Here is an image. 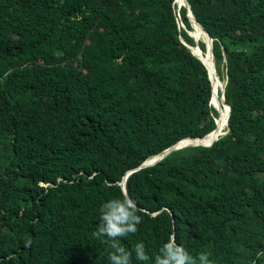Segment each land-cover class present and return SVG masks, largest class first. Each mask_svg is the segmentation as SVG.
Instances as JSON below:
<instances>
[{
  "label": "trees",
  "instance_id": "16d2710c",
  "mask_svg": "<svg viewBox=\"0 0 264 264\" xmlns=\"http://www.w3.org/2000/svg\"><path fill=\"white\" fill-rule=\"evenodd\" d=\"M187 3L212 38L228 132L128 175L142 222L119 239L144 243L151 259L132 264H154L169 236L212 264H264V0ZM176 5L0 0V264H110L92 233L125 174L221 125L186 46L208 65L206 45Z\"/></svg>",
  "mask_w": 264,
  "mask_h": 264
},
{
  "label": "clouds",
  "instance_id": "9594fccd",
  "mask_svg": "<svg viewBox=\"0 0 264 264\" xmlns=\"http://www.w3.org/2000/svg\"><path fill=\"white\" fill-rule=\"evenodd\" d=\"M137 212L135 201L126 193L123 198L110 199L99 208V224L92 236L111 249L108 253L110 264H132L133 252L138 261L145 262L151 259L146 254L144 243L138 242L134 249L128 250L122 246L119 239L137 233V226L142 222V217ZM154 264H212V262L207 253H200L194 258L186 248L176 243L174 236H169L155 256Z\"/></svg>",
  "mask_w": 264,
  "mask_h": 264
},
{
  "label": "water",
  "instance_id": "95a60500",
  "mask_svg": "<svg viewBox=\"0 0 264 264\" xmlns=\"http://www.w3.org/2000/svg\"><path fill=\"white\" fill-rule=\"evenodd\" d=\"M175 1H176V0H174V4H175ZM181 7H183V8L186 9V11H187V17H188L189 21L191 22L192 27H193V24H195V25L199 28V30L201 31V33H203V34L206 36V38H207V40H208V42H209V44H208L207 47H206V50H207V51L209 50V52H210V54H211V58H212V60H213V54H212V38H211V37L205 32V30L202 28V26H201L200 24H198V23L195 21V19L193 18L192 14H191V12H190V10H189V6H188V3H187V0H185V4L182 5ZM181 7L178 6L177 9L179 10ZM181 27H183V25H182ZM188 34H189L190 37H192V38L194 39L195 43L197 44L198 41L196 40V38H195L191 33L188 32ZM182 43L184 44V42H182ZM185 45H186V44H185ZM186 46H187V48L190 50V52H191V53H192L197 59H199V60L201 61V63L205 66V68L207 69L205 63H204V62H203V61H202L197 55H195L194 50H193V47H191V46H189V45H186ZM197 48H198V47H197ZM198 49H199V48H198ZM199 50H200V49H199ZM213 67H214V71H215V73H216L215 66H214V60H213ZM207 71H208V69H207ZM216 75H217V74H216ZM217 77H218V76H217ZM208 78H209V81H210L211 86H212V89H213V84H212V81H211V77H210V75H209V71H208ZM224 87H225V83L222 84V88L220 89V98H221V100L223 101V103L228 107V115H227V121H226V130L224 131V133H222L221 135H219V137L216 138V139H215L212 143H210L209 145H204V144H190V145H184V144H182V145H179L183 140H186V139H188V140H196L195 138H185V139H183V140H180V141L177 142L176 144L172 145L171 147H169V148L166 149L165 151H163L160 155L155 156V157H153V158H151V159L145 161L144 163H142V164H141L140 166H138L137 168L133 169L132 171L127 172V173L125 174V176L123 177L122 181L120 182V185H121V188L124 190V191H123L124 194L126 193V188H125L126 178H127V176L130 175L132 172H134V171H138V170H140V169H143V168H146V167H149V166H152V165L156 164L157 162H159L160 160H162L163 158H165L167 155H169L171 152H173V151H175V150H179V149H182V148H185V147H188V146L210 147L215 141H217L221 136L225 135V134L228 132V118H229V115H230V107L224 102V96H223V94H224ZM212 92H213V91H212ZM211 97H212V96H211ZM209 104H210V105L216 110L217 114L219 115V111H218L217 107H215L214 105H212V103H211V99H210ZM216 120H217V119H216ZM216 120H215V126H216V127H215V129H214L212 132H216V131H217V123H216ZM212 132H211V133H212ZM208 135H209V134H208ZM206 136H207V135H206ZM198 139H199V138H198Z\"/></svg>",
  "mask_w": 264,
  "mask_h": 264
},
{
  "label": "bare ground",
  "instance_id": "6f19581e",
  "mask_svg": "<svg viewBox=\"0 0 264 264\" xmlns=\"http://www.w3.org/2000/svg\"><path fill=\"white\" fill-rule=\"evenodd\" d=\"M184 4H185V0H177V5H180V7ZM192 35L198 39H201L202 37H204V38L206 37L203 33H201V31L199 30V28L195 24H193ZM194 48L199 50L197 47H193V50H194ZM199 51L202 52L201 50H199ZM195 52L196 51L194 50V53ZM205 54L207 55L208 65L205 61V58L201 54L195 53V55H197L205 63V65L209 71V75L211 77V81L213 84V94H212V98H211L212 105L217 107L216 104L214 103V101L216 100V95L218 93V103L221 106H223L222 109L219 111V116L221 117V125L219 126V122H218V120H216L217 121V131L216 132H212L209 135H207L203 138L196 139V140L182 141L179 145H182V144H184V145L204 144V145H206L209 143V141H213L216 138H218L219 135H221L223 133V131H225V129H226V121H227L226 109L228 110V107L223 103V101L220 98V89L222 88V85L220 83H218V80H216L214 77L216 75V73L213 70V66H212L213 60L211 58V54H210L209 50L208 51L206 50ZM216 77H217V75H216ZM220 117H218V118L220 119Z\"/></svg>",
  "mask_w": 264,
  "mask_h": 264
},
{
  "label": "rangeland",
  "instance_id": "374dc122",
  "mask_svg": "<svg viewBox=\"0 0 264 264\" xmlns=\"http://www.w3.org/2000/svg\"><path fill=\"white\" fill-rule=\"evenodd\" d=\"M180 7V5H176V7ZM177 11H179L178 9H177ZM177 19H178V24H179V26H182V24H181V22H180V18H179V16H177ZM195 37V36H194ZM196 40L197 41H202V42H204L205 43V45H206V47H207V45L209 44V42H208V40H207V38L205 37H202L201 39H198V38H196ZM206 55V54H205ZM206 57H207V55H206ZM212 66H213V64H212ZM213 70H214V67H213ZM222 70V69H221ZM222 72H224V71H222ZM217 74V73H216ZM218 76V75H217ZM215 77V79L216 80H218V83H220L221 85L222 84H224L225 83V81H222L221 79H220V77L218 76V78L216 77V75L214 76ZM212 103V102H211ZM214 103L216 104V106H217V108H218V111H220L221 109H222V107L223 106H221L219 103H218V93H217V95H216V100L214 101ZM218 117H220L219 115H218ZM219 119V118H218ZM220 121H221V117H220V119H219ZM216 123H217V121H216ZM223 133H224V131H223Z\"/></svg>",
  "mask_w": 264,
  "mask_h": 264
}]
</instances>
